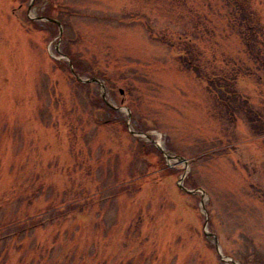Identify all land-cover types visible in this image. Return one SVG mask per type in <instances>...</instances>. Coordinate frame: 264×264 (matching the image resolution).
Here are the masks:
<instances>
[{"label":"rangeland","instance_id":"1","mask_svg":"<svg viewBox=\"0 0 264 264\" xmlns=\"http://www.w3.org/2000/svg\"><path fill=\"white\" fill-rule=\"evenodd\" d=\"M241 8L0 0V264H264V65Z\"/></svg>","mask_w":264,"mask_h":264},{"label":"trees","instance_id":"2","mask_svg":"<svg viewBox=\"0 0 264 264\" xmlns=\"http://www.w3.org/2000/svg\"><path fill=\"white\" fill-rule=\"evenodd\" d=\"M234 3H236V5H238L239 7H242V10H240V13H242L241 20L243 19L242 23H247L249 28L253 31V35H249L250 37H248V51L251 52V54L256 59L260 60L264 65V52L255 50V48H253L254 46L251 45V42L256 41L257 37H259L261 39V43L264 44V27L260 25L259 22L258 24H254L255 15L254 13H251L252 11L249 8L247 0H234Z\"/></svg>","mask_w":264,"mask_h":264},{"label":"water","instance_id":"3","mask_svg":"<svg viewBox=\"0 0 264 264\" xmlns=\"http://www.w3.org/2000/svg\"><path fill=\"white\" fill-rule=\"evenodd\" d=\"M56 21V20H55ZM56 22H58V21H56ZM59 23V22H58ZM78 79L80 80V81H85L84 79H82L81 77H78ZM93 80H97V79H93ZM129 110V109H128ZM133 132H134V130H132ZM157 146L161 149V150H163L162 149V147L160 146V145H158L157 144ZM217 246H218V241H217Z\"/></svg>","mask_w":264,"mask_h":264}]
</instances>
